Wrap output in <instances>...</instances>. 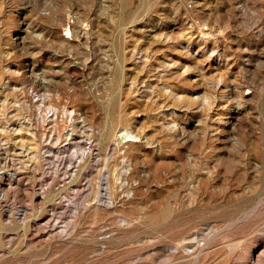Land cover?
Instances as JSON below:
<instances>
[{
	"label": "rangeland",
	"instance_id": "obj_1",
	"mask_svg": "<svg viewBox=\"0 0 264 264\" xmlns=\"http://www.w3.org/2000/svg\"><path fill=\"white\" fill-rule=\"evenodd\" d=\"M0 264H264V0H0Z\"/></svg>",
	"mask_w": 264,
	"mask_h": 264
},
{
	"label": "bare ground",
	"instance_id": "obj_2",
	"mask_svg": "<svg viewBox=\"0 0 264 264\" xmlns=\"http://www.w3.org/2000/svg\"><path fill=\"white\" fill-rule=\"evenodd\" d=\"M123 135V134H122ZM125 137H126V135L125 136H123V139H125ZM126 142H133V140H129V139H127V140H125Z\"/></svg>",
	"mask_w": 264,
	"mask_h": 264
}]
</instances>
